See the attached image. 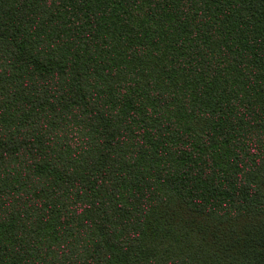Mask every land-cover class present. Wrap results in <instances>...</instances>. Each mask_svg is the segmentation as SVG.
<instances>
[{
	"label": "trees",
	"instance_id": "16d2710c",
	"mask_svg": "<svg viewBox=\"0 0 264 264\" xmlns=\"http://www.w3.org/2000/svg\"><path fill=\"white\" fill-rule=\"evenodd\" d=\"M0 264H264V0H0Z\"/></svg>",
	"mask_w": 264,
	"mask_h": 264
}]
</instances>
